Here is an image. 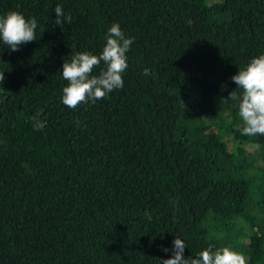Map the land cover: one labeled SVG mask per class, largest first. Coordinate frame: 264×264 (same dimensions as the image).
I'll list each match as a JSON object with an SVG mask.
<instances>
[{
    "label": "trees",
    "instance_id": "1",
    "mask_svg": "<svg viewBox=\"0 0 264 264\" xmlns=\"http://www.w3.org/2000/svg\"><path fill=\"white\" fill-rule=\"evenodd\" d=\"M10 11L38 23L19 51L0 41V264H160L175 237L185 258L264 264V135L243 134L231 80L264 53V0H0ZM114 23L133 38L123 87L65 106L63 62L100 54Z\"/></svg>",
    "mask_w": 264,
    "mask_h": 264
},
{
    "label": "clouds",
    "instance_id": "2",
    "mask_svg": "<svg viewBox=\"0 0 264 264\" xmlns=\"http://www.w3.org/2000/svg\"><path fill=\"white\" fill-rule=\"evenodd\" d=\"M54 25L62 27L71 23L60 5L54 9ZM37 20L35 17L25 18L16 11H10L0 17V41L10 51H19L22 44L36 40ZM106 43L100 54L78 52L68 62H63L61 75L67 81L63 87L61 102L76 108L79 104L95 102L105 98L115 89L123 87L122 73L127 68L126 53L133 38H126L118 23L112 24L104 37ZM103 63L105 67L97 75L93 69ZM147 75V71L145 70ZM0 72V85L4 82ZM231 80L240 89L238 113L243 121V134L254 137L264 135V53L253 57ZM235 97L236 92L230 93ZM259 147V145H257ZM186 244L178 237L172 242L171 258L162 259L160 264H246V257L228 247L200 251L195 258H185L183 253ZM162 251L167 252L164 248Z\"/></svg>",
    "mask_w": 264,
    "mask_h": 264
}]
</instances>
